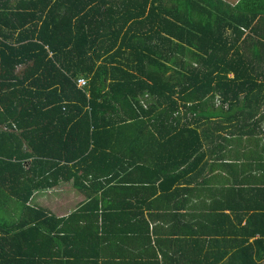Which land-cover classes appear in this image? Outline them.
<instances>
[{"label":"trees","instance_id":"16d2710c","mask_svg":"<svg viewBox=\"0 0 264 264\" xmlns=\"http://www.w3.org/2000/svg\"><path fill=\"white\" fill-rule=\"evenodd\" d=\"M13 1L0 264H264V183L223 173L228 128L264 101V0ZM60 182L88 200L30 204Z\"/></svg>","mask_w":264,"mask_h":264},{"label":"crops","instance_id":"0c3cea01","mask_svg":"<svg viewBox=\"0 0 264 264\" xmlns=\"http://www.w3.org/2000/svg\"><path fill=\"white\" fill-rule=\"evenodd\" d=\"M227 2L236 3L238 0H226ZM23 0H14L13 5L15 7L16 12H23V7H20L19 5L22 4ZM10 6H9V0H0V28H3L5 30L8 29L7 24L8 18L6 14L9 12ZM256 36V35H255ZM244 106L243 101L241 102V107ZM251 113L249 116H247L244 120H239V125H243V128H240V132H231V128H228V139H231V142H228V150H230L231 154H228V163L233 164V172H231L232 168L228 167V171L223 172L226 176H228V185L230 182H232L235 179L239 181H247V182H254L255 180L260 183H264V171L262 170V165H264V101L260 100L257 102H253L252 106L247 109V114ZM234 119V118H233ZM230 126L232 125H238L237 120H233L232 123L228 122ZM249 127H246V126ZM248 130L251 132L248 134V132H245ZM240 133V134H238ZM253 150L254 152H250L249 154L245 153L247 151ZM234 153L236 156H234ZM212 160V159H211ZM218 172V171H217ZM249 176L247 179H244L246 176ZM61 184H72V182H60ZM59 183V184H60ZM58 184V185H59ZM255 186L256 184H252ZM57 186V185H56ZM56 186L46 189V190H40V191H47L50 189L55 188ZM73 186V184H72ZM74 189H76L73 186ZM76 191L81 196V199L78 201V203L71 208L70 211H67L66 213H61L57 215L58 217L67 216L71 214L73 211H76L79 209L88 199L84 192L79 191L76 189ZM142 192L140 193L141 197ZM98 195V194H97ZM142 195H146V193H143ZM149 195V192H147V196ZM139 197V198H140ZM143 198H146V196H142ZM133 202L136 203V197L135 195L132 198ZM196 201V199H194ZM35 206H40L36 204H32ZM42 207V206H41ZM45 208V207H44ZM49 211H51L49 208H47ZM145 210V216L149 217V211L146 207H144ZM189 216L186 217V222H196V218H194V214L198 211H193L190 209H186ZM52 212V211H51ZM182 212H185L182 210ZM116 247V246H114ZM161 259V255L158 257ZM225 263V262H223ZM222 263V264H223Z\"/></svg>","mask_w":264,"mask_h":264},{"label":"rangeland","instance_id":"374dc122","mask_svg":"<svg viewBox=\"0 0 264 264\" xmlns=\"http://www.w3.org/2000/svg\"><path fill=\"white\" fill-rule=\"evenodd\" d=\"M19 68L21 69L22 67ZM80 199L81 196L73 188L72 184L60 183L55 188L47 191H35L30 199V204L49 208L52 212L59 215L70 211Z\"/></svg>","mask_w":264,"mask_h":264},{"label":"built area","instance_id":"2783aa9c","mask_svg":"<svg viewBox=\"0 0 264 264\" xmlns=\"http://www.w3.org/2000/svg\"><path fill=\"white\" fill-rule=\"evenodd\" d=\"M87 83H88V80L83 76L77 79V84L79 87H84L87 85Z\"/></svg>","mask_w":264,"mask_h":264}]
</instances>
